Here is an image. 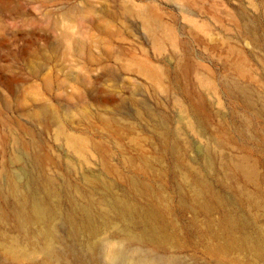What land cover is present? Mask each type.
<instances>
[{
    "label": "rangeland",
    "instance_id": "374dc122",
    "mask_svg": "<svg viewBox=\"0 0 264 264\" xmlns=\"http://www.w3.org/2000/svg\"><path fill=\"white\" fill-rule=\"evenodd\" d=\"M119 246L264 264V0H0V264Z\"/></svg>",
    "mask_w": 264,
    "mask_h": 264
},
{
    "label": "bare ground",
    "instance_id": "6f19581e",
    "mask_svg": "<svg viewBox=\"0 0 264 264\" xmlns=\"http://www.w3.org/2000/svg\"><path fill=\"white\" fill-rule=\"evenodd\" d=\"M48 255H53L55 250L52 243H47L44 247ZM110 264H182L178 256H167L155 253L144 247H135L132 250L126 246H119L115 249H109L104 252Z\"/></svg>",
    "mask_w": 264,
    "mask_h": 264
}]
</instances>
